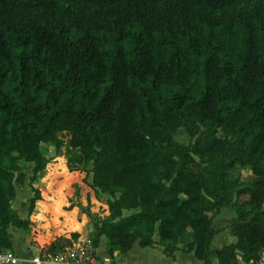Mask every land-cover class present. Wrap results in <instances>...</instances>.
<instances>
[{"label":"trees","instance_id":"trees-1","mask_svg":"<svg viewBox=\"0 0 264 264\" xmlns=\"http://www.w3.org/2000/svg\"><path fill=\"white\" fill-rule=\"evenodd\" d=\"M65 133L68 171L90 166L91 187L112 197L90 237L96 247L105 237L109 256L138 243L201 264L256 262L264 0H0V249L10 228L29 226L11 209L20 163L33 165L30 214L49 162L41 149L59 155ZM227 206L235 243L214 250Z\"/></svg>","mask_w":264,"mask_h":264},{"label":"crops","instance_id":"crops-1","mask_svg":"<svg viewBox=\"0 0 264 264\" xmlns=\"http://www.w3.org/2000/svg\"><path fill=\"white\" fill-rule=\"evenodd\" d=\"M25 164L28 167L26 171L22 169V172L26 178L23 186L16 189L11 209L21 220L29 221V226L28 230L19 228L8 230L10 249L20 258L28 259L43 249H50L53 244L69 246L72 240L79 237L90 238L93 225L109 215L108 202L103 199L104 194L96 192L91 187V173L87 176L83 171L69 172L66 162L62 160L57 164L49 165L48 163L46 169L32 184L33 188L39 192L40 199L35 202L33 211L29 214V201L34 197L29 186L33 165ZM100 207L106 208L103 219L91 221L89 215L100 216L98 214ZM80 210H86V214ZM223 217L226 219L220 223ZM233 219L234 215L229 206L222 208L219 215L214 218L212 226L220 232L212 239V249H220L235 243V238L230 235L229 231ZM215 220L220 226L214 227ZM154 241H157V235L154 236ZM101 243L104 245L102 255L99 254ZM108 248V240L101 237L96 247V254L107 264H201L195 259L193 253L186 254L178 251L174 258H167L157 244L152 248L142 249L138 243H135L132 249L125 254L113 250L112 257L108 254ZM262 257L264 258V250Z\"/></svg>","mask_w":264,"mask_h":264},{"label":"built area","instance_id":"built-area-1","mask_svg":"<svg viewBox=\"0 0 264 264\" xmlns=\"http://www.w3.org/2000/svg\"><path fill=\"white\" fill-rule=\"evenodd\" d=\"M262 252L256 262L238 264H264ZM0 264H107L96 254V246L91 238L79 237L69 246H56L55 249H43L28 259L20 258L14 251L0 249Z\"/></svg>","mask_w":264,"mask_h":264},{"label":"rangeland","instance_id":"rangeland-1","mask_svg":"<svg viewBox=\"0 0 264 264\" xmlns=\"http://www.w3.org/2000/svg\"><path fill=\"white\" fill-rule=\"evenodd\" d=\"M59 140L61 142V147H60V150H59V155L56 154L55 149H54V152H55V155H54V153H52V151L49 148H47L48 146L47 147H42V149H41V151L44 153L45 157H47V160L49 161L48 162L49 165L50 164H57V163H59L60 160H62L63 162H66L65 157H67L69 159H72L73 158V155L76 153V151L74 149H71L70 148V136H69V134L65 133V134L59 135ZM174 140L176 142H178L179 144L184 145V146H187L189 144V139H188V137H187V135H186V133H185L184 130L178 131V133L176 134ZM20 166L22 167V169L24 171H26V169L28 167L27 164H25L24 162H21L20 163ZM90 170H91V167L89 166V167L86 168V170H83V172L87 176H89ZM247 175H249L248 172H243L242 173V177L243 178H245ZM116 196H118V194H116ZM103 199L108 202V201H110L112 199V197H110L108 195H104L103 196ZM105 209H103L102 207L99 208L98 214L100 216L97 215V217H96L95 215H91L90 214L89 215L90 220L91 221H94L95 219H98V220L103 219ZM80 211H82L83 213L86 214V210H80ZM132 213H134V212H125L123 215L127 216V215H130ZM104 219H106V218H104ZM224 219H226V217H223L219 222L220 223L223 222ZM219 222L215 220L214 227L220 226L219 225ZM103 250H104V245L101 243L100 250H99V254L100 255L103 254V252H104Z\"/></svg>","mask_w":264,"mask_h":264},{"label":"water","instance_id":"water-1","mask_svg":"<svg viewBox=\"0 0 264 264\" xmlns=\"http://www.w3.org/2000/svg\"><path fill=\"white\" fill-rule=\"evenodd\" d=\"M51 151H52V153H54V155H55V152H54V147H52V146H49L48 147ZM46 159H47V157H45Z\"/></svg>","mask_w":264,"mask_h":264}]
</instances>
